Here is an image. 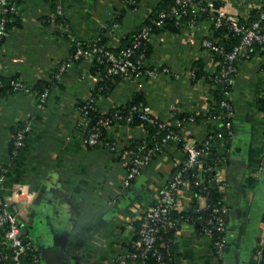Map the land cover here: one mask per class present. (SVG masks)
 Instances as JSON below:
<instances>
[{"label": "crops", "instance_id": "obj_1", "mask_svg": "<svg viewBox=\"0 0 264 264\" xmlns=\"http://www.w3.org/2000/svg\"><path fill=\"white\" fill-rule=\"evenodd\" d=\"M158 0H63L65 25L47 0H23L22 24L5 34L0 51V76H15L28 92L13 90L0 95V169L4 197L18 185L29 195L11 200L24 233L40 256V264H140L127 257L138 239L146 211L184 163L182 144L159 145L149 163L124 187V150L145 137L141 126L114 124L101 144H84L78 102L90 97L98 75L91 72L93 59H75L73 42L97 41L119 47L122 37L137 29ZM221 5L225 0H220ZM235 9L241 0H231ZM219 4V3H218ZM247 3L245 6H247ZM1 18V12H0ZM207 19L177 32L152 36L149 63L165 67L139 86L135 80L116 82L113 90L97 99L100 110H109L143 92L152 111L173 121L177 114L201 116L188 121L184 134L203 141L221 131L222 121L207 114L213 87L195 79L194 62L207 61L203 46L209 35ZM55 75L45 97L33 87ZM264 54L256 52L239 64L230 95L234 107L228 143L218 141L224 161L214 170L227 206V245L222 255L214 250V238L185 219L170 240L166 264H264ZM30 125L24 145L15 148L13 131ZM202 175L206 177L205 172ZM207 207V198H195L185 187L178 196L179 211ZM195 212V211H194ZM197 212V211H196ZM163 241V245H164Z\"/></svg>", "mask_w": 264, "mask_h": 264}, {"label": "built area", "instance_id": "obj_2", "mask_svg": "<svg viewBox=\"0 0 264 264\" xmlns=\"http://www.w3.org/2000/svg\"><path fill=\"white\" fill-rule=\"evenodd\" d=\"M57 6V13H64L63 0H59ZM241 8L235 9L231 0H225L222 5L217 3V0H208L205 6L201 5L199 0H176L175 6H172L170 13L179 14L181 10L187 9L192 12L198 13L202 10H208L211 13L216 14L215 24L220 26L223 22L227 23L229 28L237 35L241 37L240 43L237 44L233 50L226 53L225 65L222 67L220 75L221 79L229 86L234 87L236 84V78L239 70V64L243 57L246 55L249 48L259 43L264 47V0H241ZM249 3L247 6H245ZM256 9L258 12V18L252 22L248 21L251 10ZM17 10L15 4H12L9 0H0V49L2 48V36L6 34L5 23L7 22V13H13ZM165 13L161 14L164 17ZM241 18H244L242 21ZM190 25H195L190 24ZM143 37L148 36V30L144 29ZM203 46L207 52L219 51L221 48L209 37L204 38ZM98 52H102L105 58L111 63L108 69L109 74H125L128 75V69L135 66L131 60L133 50L127 48L122 51L121 56H117L109 50H103L97 46L90 48H84L80 42L77 43V48L74 53V58H86L94 59ZM235 62H238L237 65ZM168 69L165 67L155 66L153 69L146 71L147 76H154L158 71L165 72ZM100 78V77H99ZM98 78V81L101 80ZM146 77L137 73L133 80L137 82L139 86L143 85ZM1 83V82H0ZM14 90L19 92H28L29 87L21 80L12 81ZM233 90L227 89L224 92L222 99V106L227 109L225 120V127L229 130L232 128V117L234 114V107L230 102V95ZM47 91L42 96L45 97ZM86 105L80 110L81 124L87 126V113L88 107L95 101L94 98L88 97ZM133 110L138 111V116L150 123H154L160 130H164L166 133L163 136L162 143L167 141L183 142V147L186 152V159L184 163L177 169L172 175L168 183L161 188L154 204L146 211L144 218L141 222L139 229V239L134 243V249L127 253V257L138 261L140 264H147V261L152 257L155 258L159 264H166L165 255L159 249V234L163 230L176 228L180 225L181 221L189 219L187 216L180 215L174 216L173 211L178 206V196L180 191L190 186V180L194 179L196 185L201 184L206 177L202 175V171L205 172L208 169L203 167L206 163L208 155L211 152V147L217 146L218 141L223 139V133L220 131L215 136H210L203 141H196L184 134V126L188 121H194L191 117L188 120L174 119L168 121L159 118L152 111L149 104L134 106ZM231 118V119H230ZM123 116L118 112L115 113L113 118H101L93 125L87 135H84V144L90 146H97L103 142L101 136V129H108L114 124L120 123ZM126 122H130L132 117H126ZM127 124V123H126ZM182 129L180 130H175ZM144 130V129H143ZM30 131V125H25L22 129L18 130L13 137L15 148H21L24 145L25 135ZM145 137L148 133L144 130ZM144 137V138H145ZM148 144L143 141L136 149H125L122 157L126 161V176L124 178V187L128 188L133 180L141 173L143 168L149 163L155 149L147 148ZM225 157L219 160V164L224 161ZM215 170V169H212ZM210 181L215 185L222 188L217 174L213 172ZM4 188V175L0 169V264H40V256L28 239V237L22 233V226L18 219V213L11 207V200H15L22 195H29L26 186L18 184L11 196L4 197L1 190ZM201 197V196H199ZM202 208H198L199 211ZM191 211V210H190ZM195 211V212H196ZM183 212V211H182ZM227 206L222 204L213 209V217L208 221L210 227L205 228V232L213 234L218 233L216 239V253L222 255L225 246L227 245ZM264 235V232H263ZM31 253V260L27 258V255Z\"/></svg>", "mask_w": 264, "mask_h": 264}, {"label": "trees", "instance_id": "obj_3", "mask_svg": "<svg viewBox=\"0 0 264 264\" xmlns=\"http://www.w3.org/2000/svg\"><path fill=\"white\" fill-rule=\"evenodd\" d=\"M12 4H15L17 7V10L13 13H7V22L5 23V30L6 32L9 30H12L14 28H18L22 24L21 20V10L20 7L23 3V0H9ZM50 3V6L52 7L55 15H56V22L65 25L68 21L65 18L64 13L59 14L57 13V6L59 5V0H47ZM199 1V0H198ZM201 5L205 6L208 0H200ZM137 0H128V7H134L136 5ZM217 3H221L220 0H217ZM176 0H158L155 7L146 15L143 22L140 24V26L137 27L136 30L128 33L125 37H122L121 44L119 47H113L106 45V40L101 36L97 41H75L73 42V56L77 48V43L80 42L81 45L84 48H90L93 46H97L103 50H109L116 54L117 56H121V53L123 50L127 48H131L133 50V54L131 56V60L134 62L135 66L133 68H129L128 75L125 74H109L108 69L111 66V63L105 58L104 54L102 52H98L96 57L92 60V66H91V72L93 75H98L101 79L99 80L93 87L92 93L90 97L94 98L95 101L92 105L88 107V113H87V126L85 135L89 132L90 128L95 125L99 119L101 118H113L116 112H118L120 115L123 116V119H121V124L131 125V126H141L147 133V137L142 138L140 140L133 141L128 149H136L137 146H139L143 141L147 142L148 146L147 148H156L159 145L162 144L163 136L165 135L164 130H160L157 125L154 123H150L146 120L141 119L138 115L137 110H133L134 106H140V105H147L148 101L145 97V94L143 92H136L133 94V96L125 103L119 104L114 106L113 108L109 110H100L97 106V99L100 96L109 94L116 82H119L123 79H130L133 80L134 77L137 75V73H140V75L148 78L149 76L146 75V71L149 69H153L155 65H152L149 63V60L151 59L152 53H153V44H152V36L154 34H159L161 32H173L177 33L179 32L182 27H185L190 24H197L205 19L210 21L209 25V37L211 40H213L216 45H218L221 48V52L219 51H213L210 52V61L213 63L215 69L213 71L207 70V61L203 58H198L194 62V76L195 79L204 78L207 80L210 84L213 85L211 89V99L209 101L208 105V111L207 114H213L216 115L218 118L222 121V128L221 132L223 133V139L220 140L222 142L228 143V139L230 138V130L225 127V120L227 109H225L221 102L224 97V92L227 89L233 90L234 87L227 85L220 77V72L222 67L225 65V55L226 53L233 50V48L240 43L241 37L237 34H235L228 26L227 23L223 22L220 26H217L215 24L216 21V14L209 12L207 9L202 10L198 13L192 12L191 10L187 9L186 11L181 10L179 14L175 15L170 13V9L172 6H175ZM221 5V4H220ZM165 13L164 17H161V14ZM258 18V12L256 9L251 10L248 21L252 22L253 20ZM243 21L244 18H241ZM148 30V36L143 37L141 34L143 30ZM2 43L4 42L5 35L2 36ZM3 45V44H2ZM1 51V49H0ZM256 52H260L261 54H264V47L260 45L259 43L253 44L249 50L247 51L246 55L243 57V59L250 58L252 55H254ZM84 59V58H79ZM78 59V60H79ZM243 61V60H242ZM241 61V62H242ZM238 62H235L237 65ZM15 76L11 77H5L0 76V95L11 92L14 90V87L12 85V81L17 80L15 79ZM57 78H55V75L52 76V79L49 81H43L40 80L37 82V84L34 85V89L37 90L38 94H42L45 91H49L52 84L56 81ZM87 99L80 100L78 102V108L79 110H82L83 107L86 105ZM260 105L261 108L264 109V93L262 97L260 98ZM132 117V120L130 122H126V117ZM193 118L194 121H198L201 119V116H198L196 114H190V113H181L177 114L174 119H180V120H188L189 118ZM231 119V118H230ZM24 125H19L14 131H13V137L16 135L18 130L22 129ZM180 130L182 129H177ZM107 133L106 128L101 129V136L103 138V141L105 140V136ZM216 135V134H215ZM214 135V136H215ZM14 140V139H12ZM183 146V142H179ZM14 144V142H13ZM88 148H92L94 146L85 145ZM126 148V149H127ZM224 157L222 153L219 152L218 146L211 147V152L208 155V158L206 160V163L203 164V167L205 169H208L206 171V178L205 180L199 184L196 185L194 182V179L190 180V186L189 188L193 191L195 194V198H198L199 196H205L207 198V207L200 209L197 212L196 211L199 207L196 203L193 204L191 211H179L178 209H175L173 211L174 216H180L184 215L187 216L190 220L194 221L197 226L198 230L200 232H205L206 227H210V224L208 221L212 219L213 217V209L217 206H220L225 203L224 201V193L218 188V186H215L211 181L212 174L214 170L216 169L220 164L219 160ZM141 226V225H140ZM179 228H172L163 230L159 234V249L161 252L165 255V262L167 263L170 256V240L174 233ZM140 229V228H139ZM214 238V250L216 252V246L215 242L218 238V233L213 232L212 234ZM138 239H139V233H138ZM137 239V240H138ZM136 240V241H137ZM163 241L165 242L163 245ZM134 249V244L132 245L131 250ZM130 250V251H131ZM31 253L27 255V258L31 260ZM147 264H159L158 261L155 258H150L147 261Z\"/></svg>", "mask_w": 264, "mask_h": 264}, {"label": "rangeland", "instance_id": "obj_4", "mask_svg": "<svg viewBox=\"0 0 264 264\" xmlns=\"http://www.w3.org/2000/svg\"><path fill=\"white\" fill-rule=\"evenodd\" d=\"M4 184H5V185L7 184L6 186L9 185V184L7 183V180H6V179H5V181H4ZM1 193H4V190H3V189L1 190ZM18 219H20L19 216H18Z\"/></svg>", "mask_w": 264, "mask_h": 264}, {"label": "water", "instance_id": "obj_5", "mask_svg": "<svg viewBox=\"0 0 264 264\" xmlns=\"http://www.w3.org/2000/svg\"><path fill=\"white\" fill-rule=\"evenodd\" d=\"M22 233L23 234L26 233V229L22 228Z\"/></svg>", "mask_w": 264, "mask_h": 264}]
</instances>
